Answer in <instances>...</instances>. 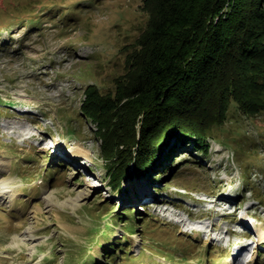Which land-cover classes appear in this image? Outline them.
<instances>
[{
    "label": "rangeland",
    "instance_id": "1",
    "mask_svg": "<svg viewBox=\"0 0 264 264\" xmlns=\"http://www.w3.org/2000/svg\"><path fill=\"white\" fill-rule=\"evenodd\" d=\"M142 4L0 0V180L20 192L0 201V264H238V246L243 264H264V112L231 102L205 154L172 157L158 183L128 166L120 188L108 184L80 106L88 85L114 91L146 27ZM81 145L88 158L64 157Z\"/></svg>",
    "mask_w": 264,
    "mask_h": 264
},
{
    "label": "trees",
    "instance_id": "2",
    "mask_svg": "<svg viewBox=\"0 0 264 264\" xmlns=\"http://www.w3.org/2000/svg\"><path fill=\"white\" fill-rule=\"evenodd\" d=\"M141 8L146 27L114 91L88 85L80 106L102 138L114 190L128 166L158 183L172 157L205 154L231 102L246 116L264 112V0H143Z\"/></svg>",
    "mask_w": 264,
    "mask_h": 264
},
{
    "label": "bare ground",
    "instance_id": "3",
    "mask_svg": "<svg viewBox=\"0 0 264 264\" xmlns=\"http://www.w3.org/2000/svg\"><path fill=\"white\" fill-rule=\"evenodd\" d=\"M56 145L57 144L55 143L54 146H56ZM86 151L87 150L82 145L81 146H76V147L68 146V149L63 154H64V157H66V158H72V157H75L76 155L78 156V154L80 156H84L85 155L84 157L88 158V156H86L87 155L86 154ZM77 163L79 165H81V166L84 164L81 158H80V160L77 161ZM6 164H7V162H5V160L3 159V157L0 156V170ZM18 193H20V192L16 191L15 189L12 188V186H10L8 184L7 179L0 180V201L1 202H3V203H9L16 195H18ZM51 196L53 197V195H51ZM82 196H84V193L78 195V197H76L75 199L73 198L74 203H76L77 201H79V199ZM25 233H26V237L29 240L34 239V238H32L33 235L30 232H27L26 231ZM255 234H256V237H257V241L258 242L264 241V235L261 233V231H259L257 229ZM246 248H247V246H238L237 247V250L234 252V254H232V257H231V260L234 259L233 260V263H234V261L236 259L238 260V264L242 262V259L244 260V258H242V254H243V251L246 250ZM250 256L251 257H254L255 256L254 252ZM251 260H252V258L250 260H247V262L245 264H248V262H250Z\"/></svg>",
    "mask_w": 264,
    "mask_h": 264
}]
</instances>
